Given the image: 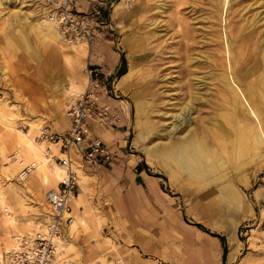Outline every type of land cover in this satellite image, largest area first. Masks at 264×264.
Masks as SVG:
<instances>
[{
    "label": "rangeland",
    "instance_id": "obj_1",
    "mask_svg": "<svg viewBox=\"0 0 264 264\" xmlns=\"http://www.w3.org/2000/svg\"><path fill=\"white\" fill-rule=\"evenodd\" d=\"M109 1L111 28L105 37H96L88 46L94 54L86 66L97 67L93 56H104L108 50L126 59L121 71L106 76L111 82L110 98L106 99L116 101L117 106L112 107L124 120L129 152L156 175L170 200V256H182L183 241L175 226L186 221L204 227L201 230L205 232L208 249L219 256L217 264H221L223 247L216 234L226 239L225 264H264V233H261L264 227H259L256 219L264 199L261 193V197L256 196L259 188L264 194L261 186L264 184V146L238 162L230 157V166L236 167L235 175L227 167L209 169L212 160L204 158L209 167L204 176H199L193 167L190 171L171 170L169 147L170 139L185 136L193 131L195 124L199 141L216 137L215 130L219 127L213 121H220L219 114L225 110L219 93L224 92L225 78L233 79L238 44L245 41L246 47L236 56L237 60L242 56L247 60L246 66L243 65L245 72L252 69V77L260 72L255 70L254 74L253 70L259 69L264 52V0H229V4L224 0ZM116 1L124 2V5L117 4L120 8L117 17L113 14ZM39 5L42 7L40 0H0V256L10 248L8 242H14L15 235L39 232L37 226L49 210L46 195L57 188L65 175L60 180L53 168L64 169L59 162V158L65 157L60 145L42 138L40 133L45 128L62 132L70 126L64 121L67 106L84 91L73 89L70 76L75 73L73 80L80 88L79 80L83 73L87 74L84 60H79L73 68L65 56L56 52L50 29L45 23H36L37 14L41 13ZM237 35L243 38L237 39ZM96 43L98 46L94 48ZM128 64L134 65L135 72L128 85L130 93L124 94L116 84L128 71ZM220 77L224 80L219 81ZM193 92L201 100L195 102L189 114L192 124L170 133L175 123L173 117L191 101ZM219 126L227 134L233 131L231 125L227 129ZM140 132L145 137L134 141ZM25 133L34 139L35 148L45 147L42 154L32 153ZM17 136H24L26 140L19 142ZM224 150L231 155V150ZM211 151L215 156L216 152ZM72 155L78 162L79 190L72 199L73 220L63 239L70 243L65 242V247L60 243L58 250L62 257L81 264H112L113 259L122 256L118 246L111 247L116 251L100 249L88 260L83 259V253L76 246L83 235L100 236L108 218L100 216L101 201L95 199L102 192L100 177L93 169L80 165L78 153L72 151ZM31 164L36 167H32L30 175L20 178L21 170ZM227 180L236 181L239 191L229 207L218 191ZM261 211L264 218V207ZM238 219L241 220L235 231ZM182 231L192 233L185 225ZM106 241L112 243L110 239ZM193 251L195 255L198 253L197 244Z\"/></svg>",
    "mask_w": 264,
    "mask_h": 264
},
{
    "label": "crops",
    "instance_id": "obj_2",
    "mask_svg": "<svg viewBox=\"0 0 264 264\" xmlns=\"http://www.w3.org/2000/svg\"><path fill=\"white\" fill-rule=\"evenodd\" d=\"M96 1L99 0H78L77 5L80 10H87ZM118 2L120 1H116L114 4L113 14L115 7L119 4ZM121 2L124 5V2ZM110 17L111 11L108 9V26L99 29L95 38L99 36L105 37L104 35L111 28ZM97 40L101 41V39ZM96 46H98L97 43L94 48ZM85 48L83 63H89L90 56L94 52L88 46ZM93 57L94 64L102 69L104 78L113 72H117L124 64L121 55H117V52L114 51L108 50V53L104 56ZM122 76L117 82V88L123 92L120 89ZM79 82L82 87L86 85V81L83 85L80 80ZM123 93L126 94L125 92ZM105 100L112 106H117L115 100ZM68 119L65 115L66 126L70 125ZM123 121L122 118L114 125H92L94 135L108 146L112 155L110 161L103 162L99 166L89 167L91 170L96 171V175L100 177L102 192L95 199L97 202L98 200L101 201L100 212L102 214L100 216L105 215L108 218V224L103 229V232H100V236L86 237L83 235L80 237L81 240L76 246L83 253V259H91L99 253L100 249L107 250L111 247L115 248L113 245H116L122 256L130 260L132 264L219 263L217 253L213 251L212 254L211 250L208 249L209 243L205 237V232L202 231L204 227L201 228L198 224L195 226L186 221H180L175 226L176 233L181 236L183 241L182 256L179 255L178 257L177 254L170 256V200L166 196L163 185L158 183L156 175H152L144 167L140 159L129 152L128 131L124 127ZM44 148L37 146L36 149L42 154ZM261 186H264V184ZM260 190L261 188L256 190V196L261 197V193L262 197H264L263 191L261 192ZM261 207H264V199L260 203L259 212L256 216L258 226L264 227ZM239 221L240 219L234 225L235 231ZM183 225L191 229L192 233L190 235L182 231ZM261 233H264V228ZM107 239L112 240V243H108ZM196 244L198 245V253L195 255L193 249ZM114 248H111V250H115ZM220 260L221 264L222 260L225 264L223 250Z\"/></svg>",
    "mask_w": 264,
    "mask_h": 264
},
{
    "label": "built area",
    "instance_id": "obj_3",
    "mask_svg": "<svg viewBox=\"0 0 264 264\" xmlns=\"http://www.w3.org/2000/svg\"><path fill=\"white\" fill-rule=\"evenodd\" d=\"M48 19L56 22L63 38L72 45H92L99 29L108 26L109 1H96L87 10H80L78 0H40ZM88 83L84 91L69 103L66 116L70 126L62 132L41 130V137L60 145L65 157L59 158L65 175L57 188L48 191L49 205L45 228L34 234L14 236L15 246L0 256V264H81L71 258L62 257L58 250L60 241L66 238L68 225L73 217L72 199L78 195L79 175L77 161L72 151L78 153L80 165L99 166L111 160L110 149L94 135L92 125L108 126L120 121L119 113L105 99L110 98L109 77L102 76L100 67L86 66ZM107 80V82L104 81ZM79 167V166H78ZM32 166L20 172L27 178ZM112 264H131L123 256L113 259Z\"/></svg>",
    "mask_w": 264,
    "mask_h": 264
},
{
    "label": "bare ground",
    "instance_id": "obj_4",
    "mask_svg": "<svg viewBox=\"0 0 264 264\" xmlns=\"http://www.w3.org/2000/svg\"><path fill=\"white\" fill-rule=\"evenodd\" d=\"M226 2H227V4H229L228 3L229 0L228 1L224 0V3H226ZM119 3H121V1ZM224 3H223V5H225ZM38 8L41 11L42 15L40 12L37 14L36 23L37 24L45 23V25H47V27L50 29L51 37H52L54 43L56 44V52L58 51L63 56H65L66 60L69 62L71 67L74 68L79 60L85 59V55H84V51L86 50L85 47L90 46V45H86V44L72 45V44H69L61 35L56 22H54V21H52L46 17L43 6L41 7V5H39ZM119 12H120V8L115 7L114 16L117 17L119 15ZM28 17H29V15H28ZM251 34H252V32H251ZM250 36H251V38H253L252 35H250ZM241 37L242 36L237 35V39L238 38L242 39L243 37L242 38ZM244 42L245 41H243V43L241 42L235 48L236 49L235 50V61H236L237 65L235 66V68L233 70V75H232L233 79L229 80V78H225V81L222 83V86L224 88V92L219 93V95L222 99L221 100L222 105L224 106L223 109H225V110L222 111L221 114H219L222 121H221V119H220V121H213V125L215 127H219L218 130H215L216 131V137L208 138V139L204 140V142L199 141V139H197L196 132H195L196 130H198V126H197V124H195L193 126V131L188 132L185 136H182L176 140L170 139V146L169 147H170V169L171 170L182 169L183 171H190L191 168L193 167V170H195V171L197 170V172H198L197 174H199V176H204L206 173L209 172L206 170H209V169L214 170V169H219L222 167H227V168H230V170L234 174L236 172V167L230 166V161H229L230 157L234 161H237L241 157H243L244 155H250L251 156V152L253 150L255 151V149L264 146V52H262V54L260 56L259 69L257 67H255V69L253 70V71L258 70L260 72L258 73V75L256 77H252L253 76L252 69H247L246 72L244 70L245 69L244 66H246L247 60L246 59L243 60V56L239 60L236 59V56H238L240 54V52L246 47V46L244 47V45H245ZM229 55H230V52H229ZM240 62H241V66H239ZM86 64H87V62L85 63V66H86ZM85 66H84V68H85ZM128 66H129V69L122 76L121 82H120L121 89L126 93H130V91L128 89V85L133 81L134 72H135V67L133 64H130ZM84 68L82 70H84ZM256 73L257 72L255 71L254 74H256ZM74 75H75V73L71 74L70 83L73 84V87H74L73 89H75V91L81 92L82 89H85V87L88 83V80H89L88 75L83 73L84 76L81 79V82L83 85L84 82L86 81V85L84 87L81 86L80 88H78L77 82H75V80H73V79H76L74 77ZM223 80L224 79L222 77L219 78V81H223ZM72 92H74V91H72ZM193 93L194 94L190 93L191 101H189L186 105H184V108L182 109V111L180 113H178L177 115L175 114V116L173 115L174 116L173 118H175V123L170 128V133H173L174 131H176L177 129H179L183 125L189 126L190 124H192L193 120H192V118L189 117V114L191 111L194 110L195 102H198L201 100V97L198 95V93H196V92H193ZM132 95L134 96V94H132ZM137 118L138 119L141 118V112H139V111L137 114ZM219 125H221V127L225 128V129H227V127L229 125H231L233 131L231 132V134H227L226 131H224V132L222 131V129L220 128ZM142 132H140V133H138V135H136V137L134 138V141H139L140 138L145 137L144 133H142ZM221 133H224V136H222L223 134L221 135ZM17 137H18L17 139L19 142L25 141L26 138H28L32 153L33 154H39L38 149L34 148V146L32 145V141L34 139L29 138L28 133H25L26 138L24 136L23 137L17 136ZM199 138H201V137H199ZM210 145H212V148ZM224 149L231 150V155L228 156L225 153ZM210 151L216 152L215 153L216 155L214 156L212 153H209ZM202 153L204 155H202ZM62 154H64V153H62ZM252 157H253V155H252ZM204 158H206V160H208V159L212 160L213 163L210 161L211 162L210 164H212V165L209 166L211 168H209L207 165H205V163L203 162ZM31 165H32V167L34 166V168L36 167L34 164H31ZM53 168L55 169V172H56L57 176H59V178L63 177V175L65 174L63 168H60L59 166H54ZM212 173H217V172L213 171ZM21 176L24 177V175H21ZM214 177H216V176H214ZM45 178L46 177H44V180H45ZM60 180H61V178H60ZM235 182L227 180L225 183L222 184V186L218 190V191H220L221 195L223 196L224 203H226L228 205V207L231 205V200H233V198L236 196V194L239 193V191L236 189ZM231 207H233V205ZM71 213H70V215H71ZM46 215L47 214H44L45 219H46ZM45 219L43 222L38 224V226H37L38 231L44 230ZM235 219H237V218H235ZM237 228H238V226H237ZM59 241H60L62 247H65V242L68 244L70 243L67 240H59ZM8 244H9L10 248L8 250H6L7 252L10 249H12L13 246H15L14 242L9 241Z\"/></svg>",
    "mask_w": 264,
    "mask_h": 264
},
{
    "label": "trees",
    "instance_id": "obj_5",
    "mask_svg": "<svg viewBox=\"0 0 264 264\" xmlns=\"http://www.w3.org/2000/svg\"><path fill=\"white\" fill-rule=\"evenodd\" d=\"M124 62H125V58H123ZM121 71V69H120ZM124 73V71H122L120 74L122 75ZM198 226H200L201 228H203L202 225L198 224ZM216 236H218L222 242V246H223V258L225 259L226 258V255H227V251H228V247H227V243H226V239L223 235H219V234H216Z\"/></svg>",
    "mask_w": 264,
    "mask_h": 264
}]
</instances>
